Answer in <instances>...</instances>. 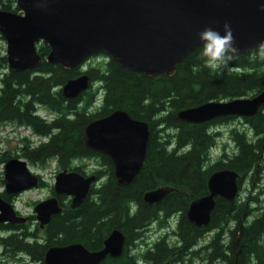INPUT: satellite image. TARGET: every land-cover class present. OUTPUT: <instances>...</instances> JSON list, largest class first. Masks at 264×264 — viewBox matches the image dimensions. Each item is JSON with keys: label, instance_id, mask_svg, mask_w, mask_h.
<instances>
[{"label": "trees", "instance_id": "16d2710c", "mask_svg": "<svg viewBox=\"0 0 264 264\" xmlns=\"http://www.w3.org/2000/svg\"><path fill=\"white\" fill-rule=\"evenodd\" d=\"M0 9L17 11L16 0H0ZM37 47L41 55L49 51L45 43ZM200 47L185 56L170 76L131 71L110 58L85 70H80L81 65L68 69L43 59L35 68L14 71L8 68L5 55H0V124L27 126L38 137L35 144L28 136L20 137L18 152L1 151L0 164L13 156L40 167L54 161L56 172L68 169L84 174L87 170L78 161L92 159L95 162L89 171L104 177L77 208L64 204L65 209L51 218L45 231L41 232L37 224L30 228L27 223H0V232L7 229V237L0 235V263L13 264L14 259L16 262L24 257L36 263L43 261L48 244L76 241L97 250L115 228L129 243L159 211L182 212L183 236L188 242L196 234L191 235L185 212L193 199L207 193V180L214 170L228 168L254 178L264 165L263 106L254 115L241 118L246 127L229 130L235 151L228 154L223 149L215 159L210 155L218 144L217 125L237 118L189 123L178 119L176 112L210 100L252 96L263 90L264 43L251 51L232 52L233 59L216 71L203 65ZM82 72L91 74L88 89L75 98H65L61 85ZM38 107L44 109L45 116L37 112ZM118 108L149 125L143 165L127 185L117 183L108 157L88 149L82 140L89 121ZM160 186L176 190L158 204L146 203L144 192ZM255 203L258 200L249 197L219 199L211 211V228H231L227 247L231 255L226 257V264H264V204L250 207ZM255 209L259 212L251 217ZM217 245L222 255L221 244ZM127 248L124 246L118 257H106L103 264H132L133 256H127ZM151 255L163 259L162 254Z\"/></svg>", "mask_w": 264, "mask_h": 264}, {"label": "water", "instance_id": "95a60500", "mask_svg": "<svg viewBox=\"0 0 264 264\" xmlns=\"http://www.w3.org/2000/svg\"><path fill=\"white\" fill-rule=\"evenodd\" d=\"M17 11L0 9V36L5 41V57L10 70L35 68L42 60L64 68L79 66L87 57L104 53L131 71L148 76H170L177 64L201 46L198 33L205 27L224 34L231 29L235 53L251 51L264 43V0H16ZM49 47L46 55L38 43ZM90 85L82 72L61 85L65 98H75ZM264 107V89L252 96L210 100L179 109L178 119L203 123L225 116H252ZM149 137L146 121L133 118L118 108L89 121L82 140L91 150L106 155L113 164L119 185H127L141 169ZM238 172L222 168L208 177V193L193 199L186 211L190 223L200 226L210 222L216 199L231 201L239 192ZM96 174L84 175L63 169L53 182L56 194L71 195V208L79 206L89 193ZM3 183L7 194L38 186L39 177L26 159L11 157L3 164ZM173 188L160 186L147 190L143 200L159 202ZM40 227L62 207L55 196L34 205ZM10 201L0 196V223H24ZM124 233L113 229L100 249L90 250L81 243L49 246L45 264H102L118 257L124 250Z\"/></svg>", "mask_w": 264, "mask_h": 264}, {"label": "flooded vegetation", "instance_id": "af4514ba", "mask_svg": "<svg viewBox=\"0 0 264 264\" xmlns=\"http://www.w3.org/2000/svg\"><path fill=\"white\" fill-rule=\"evenodd\" d=\"M99 54H103V53H95L90 56H98ZM105 57H107V55H105ZM88 75L89 77H91V74H88ZM99 94H100V91L98 90L97 98L101 96ZM229 117H232V116L218 117L215 119L223 120L224 118H229ZM235 118L239 119L238 117H235ZM96 166L102 169V166H100L99 164H96ZM113 172H114V167H113ZM92 173L94 172H85L84 175H90ZM244 177L246 176H243L239 182V189L241 187V181L243 180ZM103 181H104V177L98 176L96 174V179L95 181H93L92 185L90 186V189L92 187H95L96 184L103 182ZM43 188L48 189V193L44 197V199L55 196L58 200V203L62 207V210L64 208V204H68L69 207L71 208L70 202H71L72 196L66 195V194H56L54 192L53 183L46 182L45 180H43V182L39 181L38 186L33 187L31 189H27V190L43 189ZM90 189H89V193H90ZM174 190L176 189L173 188L171 191H174ZM0 193H2L0 196L6 201H7V198L9 201H13L15 196H17V194H19L20 192L16 194H7V191H5L4 189ZM207 193H208V188H207ZM217 200L219 199H216V201ZM224 201H227V200H224ZM159 202L153 203V204H158ZM75 208H71V209H75ZM17 213L20 214L18 211ZM31 218H35V221L39 229L41 230V232L46 230V227L49 223L44 225V227H40L39 222L36 219L35 213L31 214L30 216H27V219H31ZM182 218H183L182 212H171L169 214H165L163 213V211H159L158 214L154 216V218L146 226L139 229L140 230L139 233L136 236H134L129 243H127L126 235L124 234L125 235L124 246H128L127 256L129 255L133 256L131 260L132 264H226V257H230L231 255V253L227 249V247H229V243L231 240V233H230L231 228H228L227 226H224L221 230H219L216 227L211 228L209 226L210 222L207 225H200V226L194 225L189 222V220L187 219L186 212H185V221L190 225L189 226L190 233L191 235L196 234L195 237L194 236L191 237L190 241L186 242L185 235L183 236ZM4 223L7 224V222H4ZM4 236L7 237V229L4 231ZM105 238L102 239L101 246H103ZM70 243H81V242L75 241V242H70ZM70 243L48 244L47 246H62V245L70 244ZM217 243L221 244L222 255L219 254L220 246H218ZM213 250L214 251L216 250V251L214 252ZM209 252H213L214 255L211 254L213 255V257H211ZM157 253L162 254L163 259L157 260L156 258H154V256L151 255V254H157ZM30 263L45 264L44 260L39 261L37 263L30 261Z\"/></svg>", "mask_w": 264, "mask_h": 264}, {"label": "rangeland", "instance_id": "374dc122", "mask_svg": "<svg viewBox=\"0 0 264 264\" xmlns=\"http://www.w3.org/2000/svg\"><path fill=\"white\" fill-rule=\"evenodd\" d=\"M4 53L5 41L3 38H0V55H3ZM107 59L108 57H105V54H99L98 56H90L81 63L80 70H85L89 65L96 66L98 63H104ZM2 71L3 69H0V74ZM234 126L240 129H242V127H246L241 118L233 119L224 123L221 122L217 125L216 130L219 131V136L217 138L218 144L216 147L218 148H216L211 153L210 157L212 159H215L219 155L220 150L224 149L228 154H231L235 151V144L229 135V130ZM26 134H29V131L27 129L22 130V128H18L17 126H13L10 124H0V152L4 150H10L11 152L17 151V143L19 145L21 144V142L19 141L20 136ZM32 142H34V144L37 143L35 137L34 139H32ZM94 162L95 161L92 159H83L78 161V163L84 164L83 167L87 170V172H90L89 169L91 167V164ZM2 165L3 164H0V192L4 188L2 183ZM28 166L32 172L39 173L46 182H53V175L56 171L54 161H51L45 167L36 166L30 164L29 162ZM47 193V188L21 191L19 194H17V196H15L13 201H11V204L13 205L14 209L20 213L21 216L27 217L31 214H34V205L38 201L43 200ZM242 197L256 198L258 200V203L250 204V207L252 208H255L258 204H264V165L262 169L254 175L253 179H251L249 175L243 178L236 200L241 199ZM258 212V209L253 210L251 212V217L256 215ZM26 223L30 226V228L35 227V225L37 224L35 218L27 219ZM0 235L4 236V232H0ZM15 260L16 259L13 260V264H16V262L20 264H32L30 263V261H28L26 257H24V260L22 259L14 262Z\"/></svg>", "mask_w": 264, "mask_h": 264}, {"label": "clouds", "instance_id": "9594fccd", "mask_svg": "<svg viewBox=\"0 0 264 264\" xmlns=\"http://www.w3.org/2000/svg\"><path fill=\"white\" fill-rule=\"evenodd\" d=\"M198 39L202 42L199 58L203 65L212 71L227 66L233 59V37L230 27L224 25V34L213 28L205 27L198 33Z\"/></svg>", "mask_w": 264, "mask_h": 264}, {"label": "bare ground", "instance_id": "6f19581e", "mask_svg": "<svg viewBox=\"0 0 264 264\" xmlns=\"http://www.w3.org/2000/svg\"><path fill=\"white\" fill-rule=\"evenodd\" d=\"M224 123V122H223ZM13 157V156H12ZM65 209V208H64Z\"/></svg>", "mask_w": 264, "mask_h": 264}]
</instances>
